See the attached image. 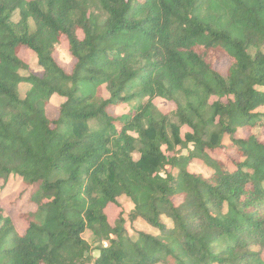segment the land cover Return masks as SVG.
Returning a JSON list of instances; mask_svg holds the SVG:
<instances>
[{"label": "trees", "instance_id": "obj_1", "mask_svg": "<svg viewBox=\"0 0 264 264\" xmlns=\"http://www.w3.org/2000/svg\"><path fill=\"white\" fill-rule=\"evenodd\" d=\"M62 38L70 72L54 55ZM262 46L264 0H0V178L37 199L21 232L0 210V264H264ZM22 49L42 76L21 74ZM53 95L65 100L50 118ZM218 148L239 159L209 155ZM194 157L209 176L188 171ZM120 196L157 233L110 224Z\"/></svg>", "mask_w": 264, "mask_h": 264}, {"label": "rangeland", "instance_id": "obj_2", "mask_svg": "<svg viewBox=\"0 0 264 264\" xmlns=\"http://www.w3.org/2000/svg\"><path fill=\"white\" fill-rule=\"evenodd\" d=\"M95 13L100 16L102 12L96 6L94 8ZM18 19V14L15 13L13 16V20ZM81 33L79 32V35ZM255 48H250V52L252 53ZM264 50V46H262ZM19 55L28 62L29 67L27 70L21 71L22 75L34 74L37 76H42L43 70L37 63L36 54L29 50V49H22ZM55 58L57 62L67 71L70 72L73 64L74 59L70 56L68 52L67 42L64 38H62L58 44H56L55 49ZM228 61L223 60L216 63V68L221 72L225 73L228 67ZM19 93L23 97L26 91L29 89V83H20L19 86ZM106 96V93H104ZM65 99L59 97L57 95L51 96L50 102L46 107L47 116L50 118H55L57 114V107L64 101ZM153 104L164 114H168L172 117L174 110H175V103L171 100L156 97L153 99ZM129 110L128 106L120 105L116 108V113L118 115H124ZM260 113H264V107H259L257 109ZM191 129L187 126H180V135L182 139H185V135L187 132H190ZM252 132L256 133L260 140L264 141V129L262 127H255L253 128ZM238 136H245L247 135V130L241 129L237 133ZM230 143V136L226 134L223 137V144L228 145ZM194 147L191 143H188L187 147L184 148L182 145H176L175 152L179 154H187L190 150ZM163 149H165L163 147ZM209 155L212 157H217L222 160H227V156L230 155L233 158L239 159L235 152L231 151L228 152L226 149L218 148L214 151H208ZM134 158H138V154H134ZM188 171L191 173L201 174L204 177H207L212 172L211 166L207 163L206 159L203 157H194L190 164L188 165ZM35 190L32 187H28L24 184V182L16 175H12L9 178H0V210L3 212L4 215H8L15 228L18 231H23L26 222L24 221V215L29 212H34L37 209V199L34 194ZM134 208L133 203L125 196H120L118 198V205L108 204L105 208V212L108 216L109 222L112 225L117 224L122 219V223L127 231V233L131 237H136L137 233L140 231L148 232V233H157V230L153 227L149 226L145 221L140 218L132 219L130 217V213ZM168 227L172 226V223L164 218ZM82 237L89 243L90 252L93 256L98 254L97 250H94V247L99 245V242L96 241V238L92 234V232L87 229L82 234Z\"/></svg>", "mask_w": 264, "mask_h": 264}]
</instances>
